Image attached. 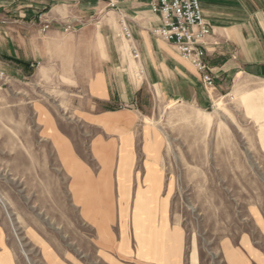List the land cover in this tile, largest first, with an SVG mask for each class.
I'll return each mask as SVG.
<instances>
[{"label":"rangeland","instance_id":"374dc122","mask_svg":"<svg viewBox=\"0 0 264 264\" xmlns=\"http://www.w3.org/2000/svg\"><path fill=\"white\" fill-rule=\"evenodd\" d=\"M36 66L0 71V264H264L263 79L129 107L91 94L83 62Z\"/></svg>","mask_w":264,"mask_h":264},{"label":"crops","instance_id":"0c3cea01","mask_svg":"<svg viewBox=\"0 0 264 264\" xmlns=\"http://www.w3.org/2000/svg\"><path fill=\"white\" fill-rule=\"evenodd\" d=\"M149 1L0 0V7L16 17L0 25V71L8 79L17 69L26 78L37 70L36 64L52 72L57 63L83 62V75L78 77L103 101L131 107L147 89L165 99L207 104L202 74L175 45L152 33L161 19L151 11ZM201 1L213 29L205 60L216 90L228 88V81L240 74L264 80V0ZM92 17L98 18V25L84 24ZM122 19L131 29L130 39L124 35ZM132 44L139 49L140 60L133 58ZM78 47L88 53L78 57ZM132 58L140 61L136 73ZM118 113H104L101 125L127 127L129 120L114 124L106 119Z\"/></svg>","mask_w":264,"mask_h":264},{"label":"built area","instance_id":"2783aa9c","mask_svg":"<svg viewBox=\"0 0 264 264\" xmlns=\"http://www.w3.org/2000/svg\"><path fill=\"white\" fill-rule=\"evenodd\" d=\"M150 9L161 19V24L153 28L152 33L178 49L181 57L191 63L202 74L207 89L215 86V78L211 74L205 56L207 55V39L213 29L205 17L201 0H150ZM125 37L132 38L131 29L122 19ZM49 27L44 26V30ZM131 54L140 60L141 53L137 46L131 45Z\"/></svg>","mask_w":264,"mask_h":264},{"label":"bare ground","instance_id":"6f19581e","mask_svg":"<svg viewBox=\"0 0 264 264\" xmlns=\"http://www.w3.org/2000/svg\"><path fill=\"white\" fill-rule=\"evenodd\" d=\"M259 96H263L264 97V88H262L261 91L258 92ZM248 98H251L250 96H247Z\"/></svg>","mask_w":264,"mask_h":264}]
</instances>
